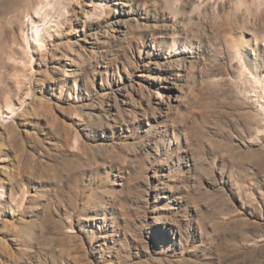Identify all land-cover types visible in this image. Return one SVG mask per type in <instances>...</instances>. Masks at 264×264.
Segmentation results:
<instances>
[{
    "label": "rangeland",
    "instance_id": "obj_1",
    "mask_svg": "<svg viewBox=\"0 0 264 264\" xmlns=\"http://www.w3.org/2000/svg\"><path fill=\"white\" fill-rule=\"evenodd\" d=\"M45 1L0 0V264H264V0H64L30 48Z\"/></svg>",
    "mask_w": 264,
    "mask_h": 264
},
{
    "label": "bare ground",
    "instance_id": "obj_2",
    "mask_svg": "<svg viewBox=\"0 0 264 264\" xmlns=\"http://www.w3.org/2000/svg\"><path fill=\"white\" fill-rule=\"evenodd\" d=\"M64 0H46L45 2H43L40 5V8L37 12L36 17L35 18H31V26H30V34L28 36L27 39H29V45L30 48H32V42H35L36 45H41L43 46V33H45L49 27V24L51 22H53V18H55L56 13L62 8V4H63ZM53 7L55 8V10L57 11L55 13V11L53 12L52 10H50L49 8ZM65 7V5H64ZM248 7V6H247ZM67 9V8H66ZM250 10V9H249ZM41 13H44L48 19H44L41 15ZM65 14V13H64ZM55 15V16H54ZM53 24V23H52ZM51 25V24H50ZM55 30V29H54ZM28 45V44H27ZM260 68L263 72H264V66H259V64H255V66L253 67L254 69L249 68L250 73L257 78L258 73L255 71L256 69ZM239 72V71H238ZM243 73H245V71L243 70ZM240 75V73H239ZM259 76V75H258ZM264 77V75H262ZM256 84L260 83L258 80H256ZM248 83V81H247ZM249 84V83H248ZM249 92H255V90L249 91ZM254 94V93H253ZM9 109L12 110V113L17 112V110L12 107V106H8ZM262 109L264 110V103L262 104ZM6 116V115H5ZM5 120H8V117H3V113L0 112V124L2 122H5ZM3 124V123H2Z\"/></svg>",
    "mask_w": 264,
    "mask_h": 264
}]
</instances>
